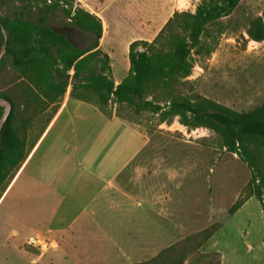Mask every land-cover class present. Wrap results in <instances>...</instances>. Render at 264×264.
<instances>
[{"label": "trees", "instance_id": "trees-1", "mask_svg": "<svg viewBox=\"0 0 264 264\" xmlns=\"http://www.w3.org/2000/svg\"><path fill=\"white\" fill-rule=\"evenodd\" d=\"M239 3L198 0L193 11H174L152 40L129 43L128 72L115 85L109 56L98 47L103 27L96 14L77 0H0V23L7 37L0 58V98L11 106L0 130V198L32 148L34 123L44 116L47 124L69 89V97L94 105L109 118L138 126V117L145 114L146 134L174 121L187 132L207 130L216 138L212 147L235 154L250 173L228 213L254 197L264 215V100L237 111L198 93L190 79L194 57L211 56L222 34L219 20ZM56 12L90 34L91 41L79 48L49 27L46 21ZM244 33L246 41L264 42V7ZM3 41L0 28V50ZM2 113L0 106V118ZM205 138L198 142L206 145ZM219 228L212 223L132 264H220L219 252H201Z\"/></svg>", "mask_w": 264, "mask_h": 264}, {"label": "crops", "instance_id": "crops-1", "mask_svg": "<svg viewBox=\"0 0 264 264\" xmlns=\"http://www.w3.org/2000/svg\"><path fill=\"white\" fill-rule=\"evenodd\" d=\"M193 1L197 0L167 1L163 13L168 16L159 26L150 28L151 20L140 21L146 37L129 38L126 53L129 43L152 40L174 11L188 10ZM49 18L46 24L64 34ZM101 22L98 47L109 56L116 85L126 76L129 64L113 65L103 49L108 31ZM37 128L30 152L0 198V264H132L189 235L182 231L183 221L172 215L173 210L157 212L159 185L149 183L155 176L152 157L159 138L184 141L214 154L217 149L198 142L205 136L196 134L205 129L187 132L174 121L146 134L138 126L106 117L94 105L69 97V89L49 122H40ZM129 207L140 208L141 213L126 212ZM174 233L176 240L170 242ZM166 237L171 240L162 243Z\"/></svg>", "mask_w": 264, "mask_h": 264}, {"label": "rangeland", "instance_id": "rangeland-1", "mask_svg": "<svg viewBox=\"0 0 264 264\" xmlns=\"http://www.w3.org/2000/svg\"><path fill=\"white\" fill-rule=\"evenodd\" d=\"M77 1L104 20L108 32L103 49L111 55L113 65L128 61L125 42L129 38L146 37L139 27L140 21L151 20L149 27L153 28L168 16L163 12L168 9L166 3L169 0ZM197 2L193 1L188 10L193 11ZM263 7L264 0H240L229 16L219 20L222 34L214 52L208 59L194 57L190 79L198 93L237 111L249 110L264 100V42L246 41L244 33L249 21L259 16ZM48 22L79 47L91 41L89 34L67 24L59 12ZM146 120L145 114L138 117V127L144 129ZM40 122L34 123L30 139L36 135ZM196 135L207 137L205 144L208 147L216 144V138L206 130ZM215 149L213 154L207 148L184 141L159 138L152 157L155 164L151 165L155 176H151L149 182L159 185L155 193L157 212L165 208L173 210L172 215L182 219V231L186 235L219 223L220 228L203 245L201 252H219L220 264H264V215L259 201L251 197L234 214L228 213L249 178V170L237 157L220 148ZM162 185L166 187L162 189ZM144 190L139 191L140 196ZM135 192L132 191L134 195ZM135 198L131 200H140ZM165 199L169 201L167 204ZM140 210L129 207L126 212L141 213ZM175 233L170 242L176 240ZM167 238L161 242L171 240Z\"/></svg>", "mask_w": 264, "mask_h": 264}, {"label": "water", "instance_id": "water-1", "mask_svg": "<svg viewBox=\"0 0 264 264\" xmlns=\"http://www.w3.org/2000/svg\"><path fill=\"white\" fill-rule=\"evenodd\" d=\"M0 28L2 30V33L4 35V41H3V45H2V48L0 50V58L2 57V55L4 54V51H5V48H6V41H7V37H6V32L4 30V27L3 25L0 23ZM0 106L3 107V113L1 115V118H0V130L11 110V106H10V103L2 98H0Z\"/></svg>", "mask_w": 264, "mask_h": 264}]
</instances>
